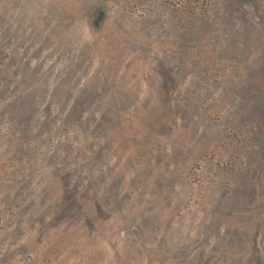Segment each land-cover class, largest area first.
Wrapping results in <instances>:
<instances>
[{
	"label": "rangeland",
	"instance_id": "374dc122",
	"mask_svg": "<svg viewBox=\"0 0 264 264\" xmlns=\"http://www.w3.org/2000/svg\"><path fill=\"white\" fill-rule=\"evenodd\" d=\"M0 264H264V0H0Z\"/></svg>",
	"mask_w": 264,
	"mask_h": 264
}]
</instances>
